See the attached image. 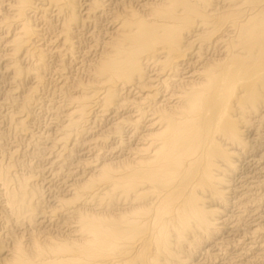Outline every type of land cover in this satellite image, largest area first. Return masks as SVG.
<instances>
[{"label": "bare ground", "instance_id": "obj_1", "mask_svg": "<svg viewBox=\"0 0 264 264\" xmlns=\"http://www.w3.org/2000/svg\"><path fill=\"white\" fill-rule=\"evenodd\" d=\"M0 111V264H264V0H0Z\"/></svg>", "mask_w": 264, "mask_h": 264}, {"label": "rangeland", "instance_id": "obj_2", "mask_svg": "<svg viewBox=\"0 0 264 264\" xmlns=\"http://www.w3.org/2000/svg\"><path fill=\"white\" fill-rule=\"evenodd\" d=\"M51 92V93H50ZM52 93H53V90L51 89V91L49 90V92H48V94L49 95H47V96H51L52 95ZM1 112V111H0ZM47 113H45V114H43L42 113V115H41V113H37L36 114V117H35V119H36V132L37 131H39V132H42L44 129H45V126L47 125V124H49L50 122L49 121H51V117L48 115H46ZM47 116V117H46ZM46 117V118H45ZM37 121H38V123H37ZM1 125V124H0ZM4 125V124H3ZM3 125H1L0 127H4ZM5 128V127H4ZM3 128V129H4ZM44 128V129H43ZM40 129V130H39ZM9 133V135H12L13 134V131L11 130V131H8ZM11 132V133H10ZM8 135V136H9ZM9 139V138H8ZM10 141H8L7 143H8V145L10 146V145H14V140L12 139V137H10V139H9ZM11 142V143H10ZM25 146H27V143H25L24 145H21V150L23 151H25L26 150V148L27 147H25ZM10 148V147H9ZM23 151V152H24ZM28 155V156H27ZM32 155L31 154H26L22 159H23V162H26V163H31L32 161H33V164H35L36 163V161L34 162V155L31 157ZM32 158H33V160H32ZM25 164V163H24ZM39 166H42V167H45V165L44 164H40ZM246 166V167H245ZM245 168H243V174H245L246 175V177L248 178L249 177V181H253V180H255V179H253L254 177H259V175H257L258 174V170L256 171V168H259V167H256V166H247V164H245ZM253 168V169H252ZM245 170V171H244ZM249 173V174H248ZM264 173V172H263ZM255 174V175H254ZM49 175V174H48ZM244 175V176H245ZM50 176V175H49ZM46 177L48 178V176L46 175ZM251 177H253V178H251ZM256 181V180H255ZM55 183V185H57L58 184V182L57 181H55L54 182ZM262 192V191H261ZM258 194H261L260 192H258ZM237 207H234V208H232L231 209V211L232 212H234V215L236 216V215H238V209H236ZM237 210L236 212L234 211V210ZM0 220H1V217H0ZM0 223H1V221H0ZM3 224V223H2ZM1 229H2V225L0 224V231H1ZM243 238L241 237V238H239V237H237L236 238V241H238V240H242ZM232 245H230V253H235V249L233 248V247H231ZM232 251V252H231ZM217 262H219V263H221V261H220V259H218V261L217 260H215V262L214 263H217Z\"/></svg>", "mask_w": 264, "mask_h": 264}]
</instances>
